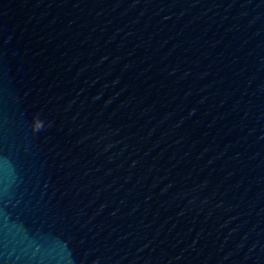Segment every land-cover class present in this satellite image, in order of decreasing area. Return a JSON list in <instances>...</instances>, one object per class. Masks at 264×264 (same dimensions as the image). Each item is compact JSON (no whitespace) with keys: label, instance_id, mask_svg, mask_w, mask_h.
Returning a JSON list of instances; mask_svg holds the SVG:
<instances>
[{"label":"water","instance_id":"95a60500","mask_svg":"<svg viewBox=\"0 0 264 264\" xmlns=\"http://www.w3.org/2000/svg\"><path fill=\"white\" fill-rule=\"evenodd\" d=\"M0 264H264V0H0Z\"/></svg>","mask_w":264,"mask_h":264}]
</instances>
